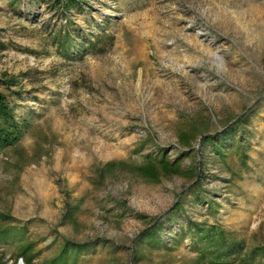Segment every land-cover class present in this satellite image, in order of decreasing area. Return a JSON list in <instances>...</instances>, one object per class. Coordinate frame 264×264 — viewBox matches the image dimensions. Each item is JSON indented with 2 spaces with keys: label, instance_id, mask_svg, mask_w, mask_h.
I'll list each match as a JSON object with an SVG mask.
<instances>
[{
  "label": "rangeland",
  "instance_id": "rangeland-1",
  "mask_svg": "<svg viewBox=\"0 0 264 264\" xmlns=\"http://www.w3.org/2000/svg\"><path fill=\"white\" fill-rule=\"evenodd\" d=\"M63 27L77 43L101 32L113 40L103 51L73 46L65 55L52 39ZM0 41L7 45L0 71L25 72L0 89L31 122L16 146L0 151V213L11 217L0 228L13 231L0 235L7 264L26 238L35 242L36 264L64 240L91 244L69 264H129L146 226L135 212L156 218L167 244L187 218L221 225L248 246L264 244V0H86L66 14L47 0H0ZM249 104L247 165L231 150L235 174L210 160L203 166L204 197L219 202L213 213L179 175L150 182L119 170L91 182L94 167L110 159L140 164L158 150L173 157L180 123L210 117L214 129ZM193 149L200 158L199 138ZM67 192L79 204L76 227L60 221ZM179 194L182 206L169 212ZM116 201L132 214L119 221ZM192 241L185 234L168 250L142 242L137 264H194Z\"/></svg>",
  "mask_w": 264,
  "mask_h": 264
},
{
  "label": "trees",
  "instance_id": "trees-1",
  "mask_svg": "<svg viewBox=\"0 0 264 264\" xmlns=\"http://www.w3.org/2000/svg\"><path fill=\"white\" fill-rule=\"evenodd\" d=\"M47 1L52 7L66 14L70 9L79 6L80 2L86 0ZM52 39L62 53L69 55L73 46L79 51L83 48L93 51H103L105 49L104 44L108 39L109 43H112L113 35L101 32V34H97L93 38L86 39L85 42L77 43L73 39L69 29L63 27L62 31L59 29L53 34ZM6 46V44L0 41V47L5 48ZM24 75L25 72L15 74L2 70L0 71V86L10 89L12 86L19 84L21 76ZM247 110L233 117L226 118L220 127L214 129L210 128V117L188 119L177 127L176 135L180 147L173 157L158 150L156 153L145 152L143 154V161L140 164H131L125 159H110L94 167L95 177L92 178L91 182L93 185H99L107 177L115 175L119 170H129L150 182H158L162 176L179 175L189 181L186 189L193 192L194 199L196 201H205L209 212L213 213L217 210L219 202L215 199L207 200L204 197V193L202 192L203 166L210 160L211 162L226 166L227 169H231L232 174H235V170L227 166V156L231 150L237 154L243 166L247 165L249 144L245 136L246 131L242 128L247 118ZM30 123L27 118L17 116L7 92L0 89V151L16 146ZM197 138H199V149L196 152L201 154L200 158H197L193 149V143ZM208 144L211 145L212 156L204 160V149ZM185 159H187V162H185ZM69 197L70 193L67 192L60 221L76 227L78 226L77 212L79 204L68 201L67 198ZM181 206L182 195L179 194V198L174 202L169 212ZM115 208L121 209H119V212L116 211L114 213V216L119 221L132 212L126 207L124 202L116 201ZM133 216L146 226L133 239V250L130 253L129 264H137L143 257L140 246L142 242H145L147 246L152 248L158 247L168 250L185 234H189L192 238V246L197 252L194 264H264V244L248 246L244 239L234 237L221 225L215 223L208 224L205 221L187 218L186 227L180 229L174 235L172 241L167 244L165 240L159 237L161 223H157L156 218L150 220L146 214L141 212H135ZM6 219H11V217L5 213H0V222ZM154 220L156 221L154 222ZM12 232L10 228H0V235L7 236ZM16 232L21 233L19 229ZM90 248L91 244L88 241L79 243L64 240L60 244L57 253L51 258L45 259L43 264L73 263L78 256L87 254ZM35 257V242L29 238L20 240L16 247L14 264H17L20 259L24 264H36L34 262ZM0 264H7V261L3 259L1 254Z\"/></svg>",
  "mask_w": 264,
  "mask_h": 264
},
{
  "label": "water",
  "instance_id": "water-1",
  "mask_svg": "<svg viewBox=\"0 0 264 264\" xmlns=\"http://www.w3.org/2000/svg\"><path fill=\"white\" fill-rule=\"evenodd\" d=\"M260 96H258L256 99H258ZM255 99V100H256ZM254 100V101H255ZM252 104V103H251ZM251 104H249V105H247L244 109H243V111L241 112V113H243L244 111H246L250 106H251ZM156 220H154V222H155ZM21 260V259H20ZM22 261V260H21Z\"/></svg>",
  "mask_w": 264,
  "mask_h": 264
}]
</instances>
